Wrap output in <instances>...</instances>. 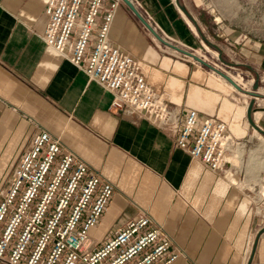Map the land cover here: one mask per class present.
Wrapping results in <instances>:
<instances>
[{"label": "crops", "instance_id": "1", "mask_svg": "<svg viewBox=\"0 0 264 264\" xmlns=\"http://www.w3.org/2000/svg\"><path fill=\"white\" fill-rule=\"evenodd\" d=\"M112 1H104V10ZM132 1L161 36L234 78L198 52L204 25L191 7L183 4L188 18L175 0ZM47 2L0 0V189L31 136L43 127L114 184L107 209L88 232L91 247L146 212L183 249L171 264H247L257 230L264 226L255 217L252 192L264 185L261 179L243 181L241 170L249 174L244 147L239 165L213 170L175 144L177 131L111 109L112 93L88 81L82 69L41 38ZM111 22L112 42L137 57L149 84L170 95L178 119L195 107L200 116L224 120L236 139L254 137L247 84L234 78L244 88L236 89L207 64L162 43L123 0ZM236 38L227 41L232 62L245 74L264 73V39ZM255 102L262 108L252 109L251 117L264 129V96ZM256 245L251 264H264V231Z\"/></svg>", "mask_w": 264, "mask_h": 264}, {"label": "built area", "instance_id": "2", "mask_svg": "<svg viewBox=\"0 0 264 264\" xmlns=\"http://www.w3.org/2000/svg\"><path fill=\"white\" fill-rule=\"evenodd\" d=\"M104 1L48 0L41 38L88 81L112 93L111 109L177 131L175 144L213 170L236 166L228 155L246 140L228 132L224 120L200 116L195 107L178 119L170 95L149 84L137 57L108 36L119 0L106 10ZM30 139L0 189V264H171L183 255L146 212L91 247L88 232L107 209L114 184L45 128Z\"/></svg>", "mask_w": 264, "mask_h": 264}, {"label": "rangeland", "instance_id": "3", "mask_svg": "<svg viewBox=\"0 0 264 264\" xmlns=\"http://www.w3.org/2000/svg\"><path fill=\"white\" fill-rule=\"evenodd\" d=\"M180 2L191 7L195 19L204 25V34L201 35L203 46L198 47V52L210 61L221 64L223 68L232 73L231 75L235 79H238V81L240 79L242 83L247 84L245 88L249 90L254 89L253 84L258 79L257 88L260 89L259 91L264 96V73L259 71L255 74L250 70L249 73L245 74L243 72L244 67L238 66L236 63L228 65L223 61H233L232 59H235V56L230 55L231 53L233 54V51L227 42L228 40L231 41V36L237 37V40L244 35L264 39V0H255L254 2H251V0H180ZM183 14L186 16L184 12ZM192 27H194L193 24ZM237 71H241L240 74L243 78L235 76ZM249 80L252 81L248 82ZM254 132V137L246 142L245 145H241L246 151L245 164L249 166V174L243 169L241 170V175L244 174L243 181L249 179L255 182L261 179V183L264 185V134L257 129ZM248 159L250 165L247 163ZM253 189L254 192H251L255 202V217L256 219L259 217L264 222V196H262L264 194V186L263 188Z\"/></svg>", "mask_w": 264, "mask_h": 264}, {"label": "water", "instance_id": "4", "mask_svg": "<svg viewBox=\"0 0 264 264\" xmlns=\"http://www.w3.org/2000/svg\"><path fill=\"white\" fill-rule=\"evenodd\" d=\"M128 7H130V9L132 10V12H134V14L138 17V19L140 21L143 22V24L146 26L147 29H149L153 35H155L162 43L164 42L165 44L175 48L176 50L178 49L180 52L189 55V56H193L195 57L196 60L207 64L208 66H210L213 70H215L219 75H223L231 84H233L235 87H237L240 90H244V88L241 87V85H239L238 83H236L230 75H228L225 71H223L222 69L219 70L217 69L214 65H212L211 63H209L208 61H204L203 58H201L200 56L196 55L192 50H188L186 48H183L179 45H175L173 43H171L170 41H168L167 39H165L163 36H161L157 30L155 29V27L152 25V23L149 20H146L145 17L143 16V14L140 12V10L138 9V7H136V5L134 4V2L132 0H123ZM176 4L179 5L180 9L186 14V16L188 18H190L189 12L186 8L185 5H183L179 0H175ZM225 61V63H227L228 65H233L235 63H233L232 61L229 60H223ZM258 79L255 80L254 84H253V88L254 89H250V90H244L246 93H248L249 95H251L250 100L248 101V105H247V117L250 121V123H252V125L255 127V129H257L258 131H260L262 134H264V129L259 127L254 121L253 118L251 117V110L252 109H259L262 108L260 107V105H254L256 102V98L257 97H262V93H260V91H258ZM258 232L256 233L255 239L253 241V246L252 249L249 253V256L247 258V264H251L252 262V258L254 256L255 250H256V243H257V239L259 237V235L264 231V226L260 227L258 230Z\"/></svg>", "mask_w": 264, "mask_h": 264}, {"label": "bare ground", "instance_id": "5", "mask_svg": "<svg viewBox=\"0 0 264 264\" xmlns=\"http://www.w3.org/2000/svg\"><path fill=\"white\" fill-rule=\"evenodd\" d=\"M236 76H241L243 78V76L241 74H236ZM233 79V78H232ZM235 81V79H233ZM240 81V80H239ZM236 83L239 84V82L235 81ZM241 82V81H240ZM233 85V84H232ZM240 85V84H239ZM234 86V85H233ZM235 87V86H234ZM236 89H238L237 87H235ZM241 145H243V143L239 144L238 147L234 150L232 155H228V158L230 160H232L234 163H236L237 165H239L241 158Z\"/></svg>", "mask_w": 264, "mask_h": 264}]
</instances>
